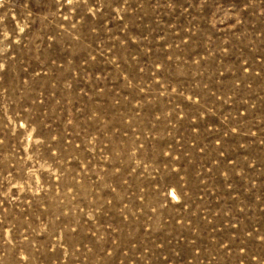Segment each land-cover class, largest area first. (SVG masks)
<instances>
[{
    "label": "rangeland",
    "instance_id": "374dc122",
    "mask_svg": "<svg viewBox=\"0 0 264 264\" xmlns=\"http://www.w3.org/2000/svg\"><path fill=\"white\" fill-rule=\"evenodd\" d=\"M0 264H264V0H0Z\"/></svg>",
    "mask_w": 264,
    "mask_h": 264
}]
</instances>
